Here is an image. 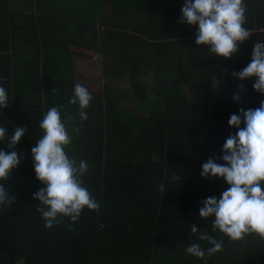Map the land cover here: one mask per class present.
Masks as SVG:
<instances>
[{"label":"trees","instance_id":"16d2710c","mask_svg":"<svg viewBox=\"0 0 264 264\" xmlns=\"http://www.w3.org/2000/svg\"><path fill=\"white\" fill-rule=\"evenodd\" d=\"M104 1L114 5L115 15L122 14L102 20L110 45L102 49L108 58L104 66H115L117 78L118 73L129 75V104L123 105L129 108L120 107L122 98L106 87L93 97L85 110L88 119L81 122L79 106L68 103L69 92L52 96L62 106V120L67 114L75 117L66 122L72 139L65 151L88 163L82 179L99 211L85 207L75 222L63 217L51 229L44 227L33 194L45 185L36 178L31 154L44 133L27 131L25 136L33 139L22 138L15 146L19 166L0 180L15 196L12 204L0 205V264H264V240L258 235L233 242L212 230L214 215H199L202 200L219 198L229 187L223 178L202 177V164L209 158L225 163L223 144L238 131L228 124L230 116L264 100L253 88L255 77L232 75L251 62L254 43L264 42V0H244L247 20L242 26L253 34L231 58L198 46V25L180 24L185 0L93 3ZM97 9L93 14L100 13ZM150 75L152 85L142 79ZM30 116L37 119L36 113ZM8 141H0V149L11 151ZM173 175L180 180L173 181ZM192 224L222 241L223 250L208 256L211 245L191 232ZM193 243L205 250L204 259L186 253Z\"/></svg>","mask_w":264,"mask_h":264},{"label":"clouds","instance_id":"9594fccd","mask_svg":"<svg viewBox=\"0 0 264 264\" xmlns=\"http://www.w3.org/2000/svg\"><path fill=\"white\" fill-rule=\"evenodd\" d=\"M180 23L198 25L195 32L196 44L206 45L209 53H216L224 58H231L239 51V43L252 36V29H246L247 5L244 0H185L181 9ZM241 80L255 77L253 88L264 94V42L254 43L251 62L239 72H232ZM213 84L217 77H212ZM239 87L243 90L244 85ZM56 90H54V93ZM239 100L238 95L233 97ZM93 99L89 90L77 83L68 103L78 105V116L81 122L88 119L85 111ZM9 96L4 87L0 86V108L8 106ZM62 106L49 107L39 122L43 135L31 149L36 178L45 186L33 194L38 199L37 212L44 220V227L51 229L61 223L63 217L71 221L78 220L85 207L99 211V203L84 187L83 175L88 170L85 160L77 162L70 158L65 148L71 143V136L66 128V122L75 117L67 114L61 118ZM243 122V127L241 124ZM230 126L238 131L230 134L223 144L220 164L216 158H209L202 164L201 176L204 178H223L229 187L219 198L210 196L201 201L199 209L201 218L215 216L212 230H219L231 241H240L248 235L256 234L264 240V100L260 106L253 109H240L239 114H232L228 120ZM26 128L16 127L7 144L9 152L0 149V180H6L12 169L21 162L15 146L25 134ZM79 133L80 128L75 127ZM6 127H0V141L5 140ZM173 181L180 180L173 175ZM165 185L161 184L160 192ZM15 196H10L3 184H0V205H10ZM191 232H199L198 239L207 241L211 247L207 255L211 256L223 250L222 241H218L207 231H200L192 224ZM186 253L197 258H205V250L198 243L186 247Z\"/></svg>","mask_w":264,"mask_h":264},{"label":"crops","instance_id":"0c3cea01","mask_svg":"<svg viewBox=\"0 0 264 264\" xmlns=\"http://www.w3.org/2000/svg\"><path fill=\"white\" fill-rule=\"evenodd\" d=\"M93 1L99 0H0V86L9 96L8 106L0 108V127L10 134L6 139L18 126L25 133L43 132L39 122L48 106H59L52 96L69 92L71 97L77 76L89 77L95 63L104 68L108 58L102 49L110 45L102 20L122 14L115 15L109 2L99 6ZM97 7L100 13L93 14ZM181 31L177 26L178 35ZM112 58L118 61L116 55ZM34 113L37 119L30 116ZM22 138L33 139L25 134Z\"/></svg>","mask_w":264,"mask_h":264},{"label":"rangeland","instance_id":"374dc122","mask_svg":"<svg viewBox=\"0 0 264 264\" xmlns=\"http://www.w3.org/2000/svg\"><path fill=\"white\" fill-rule=\"evenodd\" d=\"M96 65L92 64V72L89 77H86L85 79L83 76H77L76 77V84L79 83L83 86H85L89 92L92 94L93 97H96L97 95L101 96V93L105 90L106 87H110L113 89V93L116 96H119L122 98V101H124V104L121 102L119 103L120 107L123 108H129L124 107L123 105H128L129 103L128 98L125 99V97L130 96L129 90H130V83H129V77L126 72L121 74L120 76L123 78H117L116 76L112 75L113 68H109L108 66H103L102 68L98 63H95ZM102 65L104 62L101 63ZM104 72L108 73L107 75L104 74ZM144 81H146L148 84H153L154 80L152 78V75L148 77H142Z\"/></svg>","mask_w":264,"mask_h":264}]
</instances>
